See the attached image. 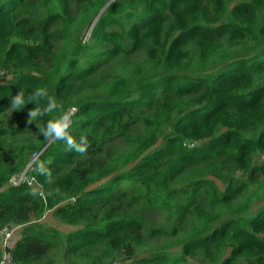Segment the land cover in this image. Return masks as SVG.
<instances>
[{
  "label": "trees",
  "instance_id": "obj_1",
  "mask_svg": "<svg viewBox=\"0 0 264 264\" xmlns=\"http://www.w3.org/2000/svg\"><path fill=\"white\" fill-rule=\"evenodd\" d=\"M36 88L60 106L29 122ZM11 223L0 264H264V0H0Z\"/></svg>",
  "mask_w": 264,
  "mask_h": 264
},
{
  "label": "clouds",
  "instance_id": "obj_2",
  "mask_svg": "<svg viewBox=\"0 0 264 264\" xmlns=\"http://www.w3.org/2000/svg\"><path fill=\"white\" fill-rule=\"evenodd\" d=\"M45 103L41 105L40 101ZM32 103L35 105L29 111V122L38 118H43L51 113H54L59 108V103L56 99L49 97L48 92L44 88L34 89L28 96H24L21 92L11 98L10 108L13 110H21L25 105ZM69 124L67 118L61 115L55 120H48L45 130L42 132L45 137H52L56 140H62L66 143L67 149L84 153L86 150L87 140L81 137L77 142L69 135ZM40 171H44L40 169Z\"/></svg>",
  "mask_w": 264,
  "mask_h": 264
},
{
  "label": "rangeland",
  "instance_id": "obj_3",
  "mask_svg": "<svg viewBox=\"0 0 264 264\" xmlns=\"http://www.w3.org/2000/svg\"><path fill=\"white\" fill-rule=\"evenodd\" d=\"M143 129H141L140 131H142ZM120 148H116V153H120L122 151V146L120 145L119 146ZM124 149V148H123ZM262 161V159H261ZM32 179H27L24 174L22 173L21 175H16V176H13L11 178V182L10 184L13 185V184H17L19 183L18 185L20 184H23L25 182H29L28 184L31 185L32 184ZM131 213H135V214H139L138 210H130ZM43 220L47 223L48 226H52V227H55L57 228L59 231H61L62 233H66L68 230H67V227L65 224H63L62 222L58 221L57 219H55L53 217V214L52 212L50 213H46L45 214V217H43ZM161 223V221H160ZM25 226H22V225H17V224H7L6 226L3 225V226H0V247L3 248L4 247V243H3V233L2 231L4 229L10 231L12 233V242H15L18 238H20L21 234V230L24 228ZM59 258L61 259V257H57L56 258V261L53 263V264H56V263H59ZM3 262H6L5 259H3ZM67 263V261H66ZM68 264V263H67Z\"/></svg>",
  "mask_w": 264,
  "mask_h": 264
},
{
  "label": "built area",
  "instance_id": "obj_4",
  "mask_svg": "<svg viewBox=\"0 0 264 264\" xmlns=\"http://www.w3.org/2000/svg\"><path fill=\"white\" fill-rule=\"evenodd\" d=\"M36 157H37V155L34 158H36ZM10 182H11V180H10ZM17 184H19V183H17ZM17 184H13V185H17ZM2 233L4 235L3 236V243H4L3 248H6V249L12 248L14 246V243H15V242H12V233L6 229H4L2 231ZM8 258H9V256L6 255L5 259H8Z\"/></svg>",
  "mask_w": 264,
  "mask_h": 264
},
{
  "label": "water",
  "instance_id": "obj_5",
  "mask_svg": "<svg viewBox=\"0 0 264 264\" xmlns=\"http://www.w3.org/2000/svg\"><path fill=\"white\" fill-rule=\"evenodd\" d=\"M53 139H54V138H51L50 141H49V143H50Z\"/></svg>",
  "mask_w": 264,
  "mask_h": 264
}]
</instances>
